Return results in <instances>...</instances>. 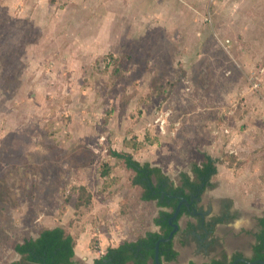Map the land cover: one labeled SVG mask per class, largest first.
Listing matches in <instances>:
<instances>
[{
    "label": "rangeland",
    "instance_id": "rangeland-1",
    "mask_svg": "<svg viewBox=\"0 0 264 264\" xmlns=\"http://www.w3.org/2000/svg\"><path fill=\"white\" fill-rule=\"evenodd\" d=\"M133 138L134 158L176 185L216 158L198 207L227 205L238 222L216 226L207 250L251 255L264 216V0H0V264L43 228L158 231L156 203L109 155ZM82 187L92 202L77 208Z\"/></svg>",
    "mask_w": 264,
    "mask_h": 264
},
{
    "label": "trees",
    "instance_id": "trees-1",
    "mask_svg": "<svg viewBox=\"0 0 264 264\" xmlns=\"http://www.w3.org/2000/svg\"><path fill=\"white\" fill-rule=\"evenodd\" d=\"M123 147L128 151L110 150L109 155L111 158L121 161L128 170L132 171L133 176L130 182L132 186L141 189V200L156 203L159 211L153 222L159 227V231L146 232L135 241H126L117 247H109L92 264H155V244L161 238H167L172 231L173 228L168 221L173 216L181 198L188 202L193 200L194 203L199 201L206 189L214 188L212 178L217 175L219 161L204 153L203 161L192 166L191 170L195 178L193 179L187 173L182 172L180 173V185H176L160 168L152 167L148 163H141L134 158L133 152L144 148L139 140L135 138L124 140ZM111 170V163L106 161L99 171L100 177L107 180ZM81 190L87 196L84 197V200L79 198L77 208L80 206L87 207L92 202L90 192L85 187H82ZM189 214H191V210L183 205L175 222L178 223L183 215ZM234 217V215L225 212L222 216L215 217L212 224L229 222ZM258 224L260 232L256 235L252 261H264V216L258 218ZM75 244V238L66 229L62 227L45 228L38 237L26 239L15 245L14 250L21 256V260L11 264H74ZM177 256L178 253L174 250L173 240L160 244L161 264H169L175 261ZM239 257L241 256L233 257L232 261ZM206 264H228L227 256L223 253L221 259ZM238 264L245 263L240 262Z\"/></svg>",
    "mask_w": 264,
    "mask_h": 264
},
{
    "label": "crops",
    "instance_id": "crops-1",
    "mask_svg": "<svg viewBox=\"0 0 264 264\" xmlns=\"http://www.w3.org/2000/svg\"><path fill=\"white\" fill-rule=\"evenodd\" d=\"M224 208L225 209L222 214L226 212L229 215L233 216L234 213L230 211L231 209L229 208V206L226 205L224 206ZM195 209H196V213L192 212L189 215H183L178 222L179 231L175 234L173 238L174 250L178 253V256L175 261L170 262L169 264H189V263L206 264V263H210L213 260L221 259L223 253L226 254L227 256L228 264L232 261L233 257L237 255H240L241 257H244L249 260L253 258V254H254L253 246L256 243V235L260 232L258 218L263 217V216H258L256 218L258 227L255 230L254 242L251 246V255L245 256L242 253H233L229 255L225 250L220 251L219 254H217V253L207 250L208 243L205 241L209 240L213 236V234L216 232L215 231L216 226H223V225H227L228 223H232V222L237 223L238 218H235V220L231 222L229 221V222H224V223H219V224H212V220L215 217H219L222 215L220 214L219 216H212L211 214L204 213L202 216L201 213L203 212H201V210L199 211L197 208ZM183 217H188V219L185 222L184 227L181 224V219ZM191 218H193L194 220ZM55 227H61V226H55ZM43 229H41L39 233ZM189 229L190 231H187ZM158 231H159V227H158ZM147 232H157V230L152 229ZM70 234L75 238V241H76L75 248H74L75 257L73 259V261L75 262L74 264H92L94 260H96L101 255H103L109 247H117L126 241H135L140 236H143L145 233L137 237H133V238H130V237L125 238L123 235H117L116 233H110V234L102 233L101 230H93V231L84 230V231H80V234H74L71 232ZM191 240H195V242L197 243L196 247L194 248L192 247L194 243L192 244ZM16 254L19 255L18 253ZM19 257H20L19 260H21L20 255ZM128 264H132V263H128Z\"/></svg>",
    "mask_w": 264,
    "mask_h": 264
},
{
    "label": "water",
    "instance_id": "water-1",
    "mask_svg": "<svg viewBox=\"0 0 264 264\" xmlns=\"http://www.w3.org/2000/svg\"><path fill=\"white\" fill-rule=\"evenodd\" d=\"M183 205H186V207L188 209H190L193 213H196L195 207L193 206V208H192L193 200L191 202H188L186 199L181 198L180 203L177 205V207H176V209H175V211L173 213V216L168 221L169 225L173 228L172 231L170 232V234H169V236L167 238H161L155 244V255H154L155 264H161L160 257H159L160 244L161 243H166V242H169V241L173 240L175 234L179 231V224L176 223L175 221L178 219V216H179L180 211H181V207ZM201 215L203 216V213H201ZM240 262L245 263V264H264V261H262V260L252 261V260L246 259L244 257H239L236 260L231 261L229 264H238Z\"/></svg>",
    "mask_w": 264,
    "mask_h": 264
},
{
    "label": "flooded vegetation",
    "instance_id": "flooded-vegetation-1",
    "mask_svg": "<svg viewBox=\"0 0 264 264\" xmlns=\"http://www.w3.org/2000/svg\"><path fill=\"white\" fill-rule=\"evenodd\" d=\"M198 203H199V202H194L193 205H194V207L197 208L198 210H201V208L198 207V206H199ZM193 205H192V208H193ZM192 208H191V209H192ZM191 213H192V211H191Z\"/></svg>",
    "mask_w": 264,
    "mask_h": 264
}]
</instances>
